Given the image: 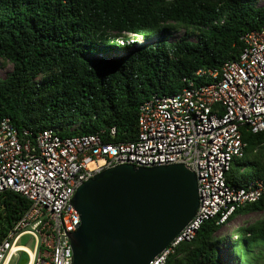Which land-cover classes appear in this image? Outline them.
I'll list each match as a JSON object with an SVG mask.
<instances>
[{"label": "trees", "instance_id": "1", "mask_svg": "<svg viewBox=\"0 0 264 264\" xmlns=\"http://www.w3.org/2000/svg\"><path fill=\"white\" fill-rule=\"evenodd\" d=\"M262 27L259 0H0V65L12 64L0 77V122L8 117L33 134L115 126L108 140H135L144 101L179 92L190 79L207 82L197 71L236 59L243 34ZM242 133L245 154L227 172L236 186L264 178V131L244 125ZM29 204L20 192L0 194V240ZM260 211L264 197L239 207L229 221ZM226 224L206 220L167 264H226L220 245L229 239L217 236ZM238 229L233 246L264 242V218Z\"/></svg>", "mask_w": 264, "mask_h": 264}, {"label": "built area", "instance_id": "2", "mask_svg": "<svg viewBox=\"0 0 264 264\" xmlns=\"http://www.w3.org/2000/svg\"><path fill=\"white\" fill-rule=\"evenodd\" d=\"M242 38L244 48L236 59L221 69L197 71L214 83L190 79L179 92L144 101L135 140H108V135L116 134L115 126L76 135L48 127L33 134L10 118L3 119L0 194L20 192L30 204L0 240V264H20L23 259L24 264H74L71 234L81 216L72 199L85 181L119 164L183 163L198 177L196 214L150 264H167L206 220L228 223L239 207L263 198L264 178L246 186L227 180L233 159L245 154L242 126L264 131V27L249 30ZM135 40L132 35L127 43ZM24 239L26 243L21 242Z\"/></svg>", "mask_w": 264, "mask_h": 264}, {"label": "water", "instance_id": "3", "mask_svg": "<svg viewBox=\"0 0 264 264\" xmlns=\"http://www.w3.org/2000/svg\"><path fill=\"white\" fill-rule=\"evenodd\" d=\"M72 203L74 264H150L196 214L198 177L183 163L119 164L85 181Z\"/></svg>", "mask_w": 264, "mask_h": 264}, {"label": "rangeland", "instance_id": "4", "mask_svg": "<svg viewBox=\"0 0 264 264\" xmlns=\"http://www.w3.org/2000/svg\"><path fill=\"white\" fill-rule=\"evenodd\" d=\"M259 3L264 4V0H259ZM185 30H178L171 33L170 40H177L183 34ZM119 53L112 55L113 57L118 56ZM12 69V64L8 63L7 65L3 66L0 65V77L6 76V74ZM208 83H214L215 79L207 78ZM264 218V211L254 212L249 214H239L233 216V219L229 221L223 230H221L217 236L228 237V242L224 241L220 245V249L226 259V264H238L240 261L242 264H264V242H259L255 245V243L245 246L242 243H236L234 246V242L236 241V235L239 232L240 227L247 226L250 223H253L259 219ZM22 243H26L27 240L24 239L21 241ZM28 246H33L32 243H28ZM235 247V248H234ZM236 253L239 254V257ZM240 258V260H239ZM15 260V259H14ZM14 262V261H13ZM13 262L11 264H13Z\"/></svg>", "mask_w": 264, "mask_h": 264}]
</instances>
